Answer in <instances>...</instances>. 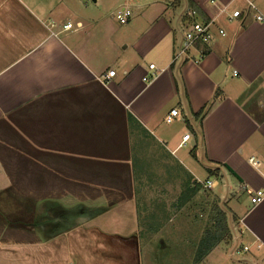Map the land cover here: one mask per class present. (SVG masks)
Here are the masks:
<instances>
[{"label":"crops","instance_id":"0c3cea01","mask_svg":"<svg viewBox=\"0 0 264 264\" xmlns=\"http://www.w3.org/2000/svg\"><path fill=\"white\" fill-rule=\"evenodd\" d=\"M220 3L242 17L209 0H0V264H142L133 179L164 184L176 167L213 180L244 230L201 263L264 264V199L250 201L264 190V0ZM190 4L220 26L178 56ZM172 108L181 119L168 124Z\"/></svg>","mask_w":264,"mask_h":264},{"label":"rangeland","instance_id":"374dc122","mask_svg":"<svg viewBox=\"0 0 264 264\" xmlns=\"http://www.w3.org/2000/svg\"><path fill=\"white\" fill-rule=\"evenodd\" d=\"M215 25L213 31L220 26L218 23H215ZM174 126L171 125L170 128L173 129ZM177 129L179 130V127H176L175 131ZM168 145L173 147V144ZM183 153L185 151L180 150L177 155L180 157ZM145 160L144 163L147 171H149L154 163L151 158ZM199 166L203 170L200 164ZM154 167V170H158V174H160L161 170L158 169V164H155ZM176 168L177 174H171L169 180L167 179L168 181L164 184L155 183L152 185L151 182L148 183L146 177L139 178V183L138 178L133 179L134 185L136 184L138 187L136 204L140 217L142 247L143 249L149 248V250L145 249L142 264H194L195 247L201 239L204 229L211 222V205L213 202H217L226 212L229 222L225 205L219 202L218 197L213 194L212 190L199 186L197 191L180 204L184 199L185 188L189 184H193L194 179L191 175L186 176L180 173L181 169L179 167ZM195 175L200 179L205 178V172L198 171ZM155 179L157 182L160 180L159 177ZM164 179L166 178L162 180ZM230 219H232V216H230ZM147 220L153 223L150 224L151 226H157V231L153 232L148 229L147 225L149 223ZM228 224L230 228V223ZM231 243L232 239H228V241L224 240L220 244L228 251ZM220 262L228 264L230 262L229 256L226 255ZM201 264L214 263L209 260L203 261Z\"/></svg>","mask_w":264,"mask_h":264},{"label":"built area","instance_id":"2783aa9c","mask_svg":"<svg viewBox=\"0 0 264 264\" xmlns=\"http://www.w3.org/2000/svg\"><path fill=\"white\" fill-rule=\"evenodd\" d=\"M209 3L212 6H215L218 10V15H224L225 19L227 21L234 20L236 18L242 17L243 13L241 10L238 9H231L229 5L227 4H221L220 0H209ZM247 8L248 10H255V7L252 2H247ZM254 13V12H253ZM131 15V12L128 7L122 6L118 8L115 12V17L118 20V22L124 24L128 21L129 16ZM217 17V16H216ZM253 17L256 21H264V16H262L259 13H254ZM183 32H182V47L179 50L178 56H185L187 52L194 48L197 45L205 46L208 45L212 39V26H213V19L209 20H202L199 18V14L195 9L187 8L186 13L183 15ZM77 26H80V23H77ZM63 30H69L73 28V24L71 22H66L62 26ZM218 33L220 35H224L225 32L223 29L219 28ZM203 55L200 54V57ZM148 67L150 69L154 68V64H149ZM114 70H110L107 72L105 77H110L114 75ZM154 77V74L152 76L144 77V81L149 82ZM176 118H180V114L176 108H172L169 110L168 114L165 116L164 121L166 123L173 122ZM181 119V118H180ZM188 141H190V134L186 133L182 136L181 141L178 145V147H184L187 145ZM250 163L254 166L259 165V163L254 160L253 158L249 159ZM203 188L211 189L215 185V182L213 180H205L204 182H199ZM264 199V190H257L254 192V194L251 196L250 201L252 204H257ZM241 222V221H240ZM244 230L242 228H237L236 226L232 225L230 226V233H231V239L234 241L237 240L240 236L243 235ZM250 246H239L235 247L231 251V255H239L240 253H244L249 251Z\"/></svg>","mask_w":264,"mask_h":264},{"label":"trees","instance_id":"16d2710c","mask_svg":"<svg viewBox=\"0 0 264 264\" xmlns=\"http://www.w3.org/2000/svg\"><path fill=\"white\" fill-rule=\"evenodd\" d=\"M189 8L195 9L199 14L200 19L207 20L203 13L198 10L193 4H190ZM211 103L212 102L208 103L205 107L201 108L197 113H195V117L198 120H201V117L208 110ZM193 151L194 149H192V153ZM205 169L209 176H219L216 169H212L211 167H206ZM199 186L200 185L195 181L193 184H189L185 188L186 191L184 193V199L180 202V204L186 201L188 197H190L195 191H197L199 189ZM148 223L149 225L147 226L149 230H152L153 232L157 231L158 228L156 229V225L151 226L150 224L153 223H151L150 221H148ZM228 239H231L228 216L217 202H213L211 205V222L209 223L208 227L204 229L202 237L195 247L193 259L194 264L202 261L216 245L224 240L228 241Z\"/></svg>","mask_w":264,"mask_h":264}]
</instances>
